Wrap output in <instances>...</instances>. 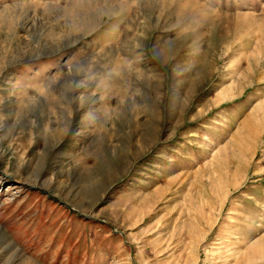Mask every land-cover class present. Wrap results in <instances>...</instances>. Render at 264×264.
<instances>
[{"label": "rangeland", "instance_id": "rangeland-1", "mask_svg": "<svg viewBox=\"0 0 264 264\" xmlns=\"http://www.w3.org/2000/svg\"><path fill=\"white\" fill-rule=\"evenodd\" d=\"M0 264H264V0H0Z\"/></svg>", "mask_w": 264, "mask_h": 264}]
</instances>
